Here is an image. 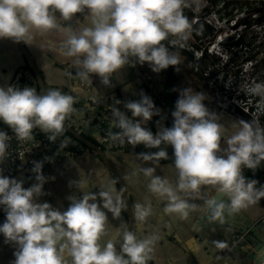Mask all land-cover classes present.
Instances as JSON below:
<instances>
[{
  "label": "clouds",
  "instance_id": "obj_1",
  "mask_svg": "<svg viewBox=\"0 0 264 264\" xmlns=\"http://www.w3.org/2000/svg\"><path fill=\"white\" fill-rule=\"evenodd\" d=\"M183 5L184 0H0V38L28 46L35 43L44 51L47 42L36 43V38L55 30L61 34L59 53L74 58L80 69L78 75L88 79L95 74L102 85L112 87L111 75L125 65L134 67L147 62L155 73L169 66H177L178 70L179 55L162 41L169 35L180 40L190 35L192 25L183 15ZM86 10L88 26L72 28L58 23L57 13L60 19L72 21L77 13ZM237 13L244 16L242 11ZM245 91L264 99V84L255 83ZM206 98L204 92L191 87L179 89L171 112L172 126L160 127L155 134L144 126L161 115L150 96L141 91L138 100L116 99L111 113L113 126L120 131L112 138L146 148H159L162 143L171 146L178 174L176 183L153 175L155 167H146L142 171L151 178L149 190L167 201L166 214L185 218L200 210L207 213L209 222L224 223L264 198V184L258 188L256 179L243 175V168L255 171L264 161V128L235 120L231 124L235 131L224 139L226 128L205 105ZM74 102L72 95L60 90L41 94L35 87L0 86V121L18 140L32 139V130L38 127L49 134L50 141H55L64 131L66 117L74 111ZM120 104L127 111L117 106ZM129 112L137 119L129 118ZM222 138L226 148L221 147ZM10 139L7 132L0 131V161L5 158ZM139 155L145 162L168 159L164 149ZM44 160L51 162L52 158ZM32 163L35 182L27 188L23 180L0 172V206L6 216L0 224V234L6 244L15 246L12 264H147L155 237L140 239L125 229L119 252L111 240L99 243L108 220L104 210L114 219H119L124 210L121 196L113 194L114 187H102L80 197L70 195L67 209L61 211L48 202H38L49 178L42 172L44 161ZM72 184L70 181L69 186ZM205 185L214 186L224 199L201 196ZM195 198L203 199L204 205L198 208L191 203L190 199ZM150 213V207L136 204L135 216L139 220H145Z\"/></svg>",
  "mask_w": 264,
  "mask_h": 264
},
{
  "label": "crops",
  "instance_id": "obj_2",
  "mask_svg": "<svg viewBox=\"0 0 264 264\" xmlns=\"http://www.w3.org/2000/svg\"><path fill=\"white\" fill-rule=\"evenodd\" d=\"M87 14L86 10L84 13H77L72 21H64L59 18V13H57L58 23L70 25L72 28L88 26V21L84 19ZM192 35L190 32L189 36L193 37L194 35ZM173 37L178 38L169 35L162 43L169 47L170 51L176 52L181 60L178 70L177 66L168 67L176 100L179 89L191 87L194 91L204 92L207 97L204 101L205 105L210 111L219 116V122L226 128L224 139L235 131V128L231 127L233 121L243 119L252 122L238 106L228 104L226 110H220L215 101H211L212 98L215 99L214 92L207 86L205 78L199 72V60H195L191 52L185 49L170 46L168 41ZM45 42L48 46L44 51L39 49L35 43L32 46L24 43L23 45L35 62L44 80L46 90H52L56 87L60 89L67 88L78 95H85L84 90L78 83H74L72 87H66L64 66L70 65L77 74L80 69L75 66L74 58L65 57L59 53L61 34L53 30L42 37L36 38V43ZM22 65H25L34 74L25 57L19 51L16 42L11 39L0 38V86L10 85L13 75ZM17 67L18 69H16ZM133 68L135 71H133ZM79 78L89 83L100 109L108 104H113L117 97L122 101L140 99L141 91L145 93L147 80L158 84L163 92L166 82L164 70L155 73L150 69L147 62L144 65L136 63L134 67L125 65L114 72L110 78L112 85H114L112 87L102 85L100 78L95 74L90 75L88 79H83L80 76ZM32 87H35L37 92L41 93L37 81ZM74 114L76 118L83 115L82 112H75ZM152 119H154L152 122H148L144 126H152L154 132H157L160 127L166 126L167 119L162 114L154 116ZM85 138L93 141L90 136ZM224 139L221 140L222 148L227 147ZM83 145L84 150L79 155L66 158L62 164L47 172L45 176L49 179L43 185L44 195L38 198V202H48L54 208L64 211L70 203L67 199L68 196L80 197L84 193L98 192L102 187L104 189L114 187L115 192L113 194H119L122 198L120 186L115 176L105 166L97 152L88 148L85 144ZM164 147L167 149L168 154L171 151L173 152L171 146L164 144ZM141 148H144L145 152H140ZM102 149L122 176L134 213L137 203L151 208V213L145 220L141 221L135 216V223L131 230L140 239L156 238L150 254L151 259L148 260L147 264H249L246 258L248 246H243L234 255L226 256L220 260L213 259L214 253L228 240L239 234L238 232L227 228L196 229L197 227L193 223L196 211L191 212L185 218H181L178 214H166L164 208L167 201L149 190L148 184L151 178L145 176L142 169L150 166L155 167L153 175L167 179L175 185L177 170L174 166V156L156 162H145L139 155L140 153H150L144 145H136L131 149ZM12 177L23 180L26 184L25 188L35 182L34 179H31L30 171L25 162H19ZM51 177H55V179H51ZM70 181H73L71 187L69 186ZM214 190V186H202L200 195L204 197L206 193L208 194ZM200 200V198H195L190 199V202L197 205ZM104 211L108 215V220L105 224V234L101 236L99 241L102 245L109 240L115 243L124 231L129 219L125 204L119 219H114L110 212ZM241 211L250 219L257 221L264 215V205L260 200ZM5 218L6 216L0 215V224L4 222ZM15 250V246L6 244L3 235L0 234V264H12L15 259Z\"/></svg>",
  "mask_w": 264,
  "mask_h": 264
},
{
  "label": "built area",
  "instance_id": "obj_3",
  "mask_svg": "<svg viewBox=\"0 0 264 264\" xmlns=\"http://www.w3.org/2000/svg\"><path fill=\"white\" fill-rule=\"evenodd\" d=\"M183 6L191 7L186 2H184ZM213 7L214 12L209 16H198L196 15L194 8H189L190 11L195 14L191 19V25L195 26L197 24L199 25L200 23H208L207 25L214 26L215 30H217L218 28L223 29V25L226 22L224 13L225 11L223 9H219L220 7L218 8V6L216 5H214ZM216 13L219 15H217ZM230 25L233 26V22H231ZM224 35L225 30H223L222 33H218L214 38V41L210 46H208V48H206L205 45H202L201 43L206 44L207 42H209L211 35H207L199 39L197 38V40L194 39L192 42H186L187 44H184V42L178 43L176 39L171 38L168 41V44L170 46L182 48L191 52L192 57L195 60H198L201 57L212 55L215 49L221 51L222 48H215V45H217L222 40V36ZM211 69L212 68L209 66L202 72V75L206 79L207 86L213 90L214 95L217 98L221 99L216 103V106L219 107L220 110H222L228 104L236 105L245 114H247V116L252 122L255 123L256 126L264 128V101H261L260 103L259 100H256L257 102H254L253 98L250 97H247L245 101H242V99L245 98L244 96H242V94H240L242 97L239 102L237 97L235 96L233 97L234 99H229V96L233 95L234 87L236 84L234 76L231 73L223 72L221 73L222 76L216 74L212 76ZM64 71L66 87H72L74 83H78L84 90L85 95H78L67 88L60 89L56 87L52 89L60 90L63 94L72 95L74 97V111L69 114L68 117H66L64 121L63 133L60 134L55 141H50L48 138L49 134L41 131L40 128L36 127L32 130V139L18 140L12 130L8 128V126L5 125L2 121H0V131L7 132L9 137H11V139L7 141L8 146L6 149L5 158L0 161V172H2L3 175L12 177L19 162H25L30 171L31 179H34V174L31 172L33 161H44L42 172L44 175H46L50 169L62 164L66 158L79 155L84 150V145L76 138H74L71 134H69V127L73 128L77 133L81 134L84 137L90 136L91 139L95 141L101 148L117 150L124 148L131 149L133 147V145L128 143L126 140L125 142L121 143L119 140H114L112 138V135L114 133L120 131L118 128L113 126L111 108L115 105V102L113 104H108L103 109H100L97 105V98L91 91L89 83H87L85 80H80L79 75L73 70L70 65H65ZM133 71H135L134 68ZM35 82L36 77L34 76V74L29 69H27L25 65H22L13 75L10 85L20 88H23L25 86L32 87ZM145 94L153 99L154 104L161 110V114L165 119H167V121H169L168 127H171L173 123L171 112L173 110L167 103L162 88L159 87V85L155 82L147 80ZM116 99L121 100L118 97ZM213 100L214 99L212 98L211 101ZM117 106L122 111H127L123 108V104ZM75 112H82L83 115L80 118H76L74 114ZM127 114L129 118L137 119L131 117L130 112ZM86 126L88 127L87 130L85 129ZM145 127L149 128L154 134L156 133L154 132L152 126L146 125ZM165 127H167V125ZM160 149H164L167 151V149L164 147V143H162L159 148H147V151H149L150 153H154L159 151ZM45 157H51V162L44 160ZM243 175L249 179H256L259 182L256 187L259 188L260 185L264 184V161H261L260 165L255 171L252 169L243 168ZM23 186L26 187V184L24 183ZM261 201L264 205V198H261ZM0 215L5 216L2 206H0ZM243 246H248V240L246 239L245 234H236L235 237L228 240L221 248H219L214 253L213 259L220 260L226 256L234 255L235 252H237V250H239ZM119 247L120 245L117 248L118 252Z\"/></svg>",
  "mask_w": 264,
  "mask_h": 264
},
{
  "label": "rangeland",
  "instance_id": "obj_4",
  "mask_svg": "<svg viewBox=\"0 0 264 264\" xmlns=\"http://www.w3.org/2000/svg\"><path fill=\"white\" fill-rule=\"evenodd\" d=\"M184 2L191 6H183L182 8L183 11L185 10L183 15L188 18L189 22L195 15L189 8H194L198 16L211 15L214 12V4H217L216 6L220 7L219 9L224 8L220 0H184ZM229 3L233 7H237L238 10H232L231 12L225 10L226 22L223 29L212 30L208 25L211 28V33L208 34L211 35L210 40L206 44L201 43L208 48L217 34L225 30L222 40L215 45V48L220 47L222 50L215 49L212 55L198 59V69L201 75L209 66L212 68V76L215 74L222 76V72L231 73L236 80V84L233 95L229 96V99H234L235 96L239 102L241 97L244 96L245 98L242 101L250 97L253 98L254 102L259 100L261 103L264 99L260 96L248 94L245 89L255 83L264 84V0H230ZM243 9H246L245 13ZM239 11L244 13L243 17L241 13H237ZM231 22H233V26L230 25ZM205 24L200 23L199 30L207 27ZM190 32L193 34L192 31ZM194 37L188 36L186 40L174 37L173 39H176L178 43L184 42V44H187L186 42H192ZM194 39L197 40L196 37ZM202 77L205 78L203 75ZM220 100L215 96V103Z\"/></svg>",
  "mask_w": 264,
  "mask_h": 264
},
{
  "label": "water",
  "instance_id": "obj_5",
  "mask_svg": "<svg viewBox=\"0 0 264 264\" xmlns=\"http://www.w3.org/2000/svg\"><path fill=\"white\" fill-rule=\"evenodd\" d=\"M19 51L25 57L26 61L28 62L29 66L31 67L34 75L36 77L37 84L40 88L41 94L46 90V86L44 80L37 69L35 62L33 61L29 51L24 47L23 42L16 43ZM166 82L164 86V95L166 97L167 103L169 104L170 108L174 110L176 98L173 94V85L170 79V70L169 68L164 70ZM227 106L223 108L226 110ZM85 129L87 130L88 127L86 126ZM69 134H71L74 138H76L79 142L85 144L88 148L97 152L98 156L101 158L105 166L109 169V171L115 176L116 180L119 183L121 195L123 198V202L126 206L128 212V223L125 227L127 230H132L133 225L135 223V213L131 208V204L129 202V198L127 195L126 187L124 180L117 169L113 166L111 161L106 156L104 150L100 148L96 142H93L81 134L77 133L73 128H68ZM215 196L217 199H224L222 194L216 191V189L210 193H206L204 198H209ZM204 205V200L201 199L197 202V206L202 207ZM264 214V213H263ZM193 223L196 225V229L206 230V229H213V228H227L234 232H238L240 234H245L246 239L248 240V252L246 254V258L249 264H262L264 263V215L259 218L257 221L250 219L242 211L233 217L227 218L224 223L220 222H209L207 219V213L204 211L197 210L196 216L194 217ZM124 229V230H125ZM123 233V232H122ZM122 239V234L117 238L115 244L116 249L120 245L119 242ZM256 241L259 247L254 245ZM251 246V247H250Z\"/></svg>",
  "mask_w": 264,
  "mask_h": 264
},
{
  "label": "trees",
  "instance_id": "obj_6",
  "mask_svg": "<svg viewBox=\"0 0 264 264\" xmlns=\"http://www.w3.org/2000/svg\"><path fill=\"white\" fill-rule=\"evenodd\" d=\"M207 27H205L204 29H202V30H199V25L197 24V25H195L193 28H192V33H193V35L196 37V38H201V37H205V36H207L208 34H210L211 33V28L207 25V24H205ZM19 67V66H18ZM18 67L16 68V69H18ZM152 120H154V119H152ZM152 120L151 121H149V123L150 122H152ZM166 125H167V127L169 126V121H167L166 122ZM140 152H145V149L144 148H141L140 149ZM153 153V152H152ZM169 156H174L173 155V152L171 151V153L170 154H168V157ZM164 160V159H163Z\"/></svg>",
  "mask_w": 264,
  "mask_h": 264
},
{
  "label": "flooded vegetation",
  "instance_id": "obj_7",
  "mask_svg": "<svg viewBox=\"0 0 264 264\" xmlns=\"http://www.w3.org/2000/svg\"><path fill=\"white\" fill-rule=\"evenodd\" d=\"M216 1V0H215ZM222 2V5L224 6V8L228 9L229 12H231L232 10H235L237 9V7H233L231 3H229L230 0H220ZM214 5H217V4H214ZM233 7V8H232ZM232 8V9H231ZM229 15V13H228Z\"/></svg>",
  "mask_w": 264,
  "mask_h": 264
},
{
  "label": "bare ground",
  "instance_id": "obj_8",
  "mask_svg": "<svg viewBox=\"0 0 264 264\" xmlns=\"http://www.w3.org/2000/svg\"><path fill=\"white\" fill-rule=\"evenodd\" d=\"M252 242H254V245L257 246L258 243L256 241L252 240ZM257 247H259V245ZM262 264H264V263H262Z\"/></svg>",
  "mask_w": 264,
  "mask_h": 264
}]
</instances>
